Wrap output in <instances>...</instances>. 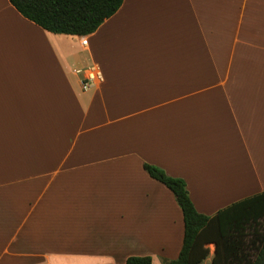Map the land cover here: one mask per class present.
<instances>
[{
  "label": "crops",
  "instance_id": "obj_1",
  "mask_svg": "<svg viewBox=\"0 0 264 264\" xmlns=\"http://www.w3.org/2000/svg\"><path fill=\"white\" fill-rule=\"evenodd\" d=\"M82 37L0 0V264L176 260L183 212L145 164L207 216L264 192V0H124Z\"/></svg>",
  "mask_w": 264,
  "mask_h": 264
},
{
  "label": "trees",
  "instance_id": "obj_2",
  "mask_svg": "<svg viewBox=\"0 0 264 264\" xmlns=\"http://www.w3.org/2000/svg\"><path fill=\"white\" fill-rule=\"evenodd\" d=\"M26 19L53 34L88 36L123 5L124 0H10ZM149 176L173 192L182 209L185 236L180 255L164 264H203L215 245L212 264H264V192L237 202L215 216L199 213L183 179L145 164ZM125 264H152L133 256Z\"/></svg>",
  "mask_w": 264,
  "mask_h": 264
},
{
  "label": "built area",
  "instance_id": "obj_3",
  "mask_svg": "<svg viewBox=\"0 0 264 264\" xmlns=\"http://www.w3.org/2000/svg\"><path fill=\"white\" fill-rule=\"evenodd\" d=\"M81 43L83 46H88V37H82ZM74 74L81 77L83 91H89L95 86L104 82V76L101 68L98 65H90L85 68H77Z\"/></svg>",
  "mask_w": 264,
  "mask_h": 264
},
{
  "label": "rangeland",
  "instance_id": "obj_4",
  "mask_svg": "<svg viewBox=\"0 0 264 264\" xmlns=\"http://www.w3.org/2000/svg\"><path fill=\"white\" fill-rule=\"evenodd\" d=\"M261 230H264V219L261 221ZM211 249V256L213 257L214 252H215V245L210 246Z\"/></svg>",
  "mask_w": 264,
  "mask_h": 264
}]
</instances>
